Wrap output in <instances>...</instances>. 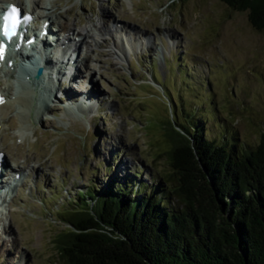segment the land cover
<instances>
[{
	"label": "rangeland",
	"instance_id": "obj_1",
	"mask_svg": "<svg viewBox=\"0 0 264 264\" xmlns=\"http://www.w3.org/2000/svg\"><path fill=\"white\" fill-rule=\"evenodd\" d=\"M37 1L35 30L47 14L52 30L60 23L87 35L54 32L58 43L70 38L76 46L49 56L62 62L44 91L18 83V67L0 73V90L10 88L9 108H0V153L4 169L19 176L0 193V264H63L53 242L66 227L58 212L78 191L127 182L128 193L152 188L175 206L165 123L199 120L208 141L235 151L264 133V31L253 30L245 11L219 0ZM6 2L22 11L31 3ZM66 60L79 68L71 87H64Z\"/></svg>",
	"mask_w": 264,
	"mask_h": 264
},
{
	"label": "trees",
	"instance_id": "obj_2",
	"mask_svg": "<svg viewBox=\"0 0 264 264\" xmlns=\"http://www.w3.org/2000/svg\"><path fill=\"white\" fill-rule=\"evenodd\" d=\"M219 1L264 31V0ZM172 122L162 134L175 206L127 182L78 191L58 212L63 264H264V133L235 151L208 141L199 120Z\"/></svg>",
	"mask_w": 264,
	"mask_h": 264
},
{
	"label": "bare ground",
	"instance_id": "obj_3",
	"mask_svg": "<svg viewBox=\"0 0 264 264\" xmlns=\"http://www.w3.org/2000/svg\"><path fill=\"white\" fill-rule=\"evenodd\" d=\"M2 2H4V0H0V9H1V7H2ZM30 6H29V9H30V11H32V12H34V9L35 8H37L38 7V1L37 0H30ZM38 9V8H37ZM27 13V11H25V14ZM38 15V14H37ZM42 15V14H41ZM37 20H42V22H46V21H48V18H47V14L46 15H42L40 18L37 16V18H36ZM50 26H51V23H50ZM57 27V30L59 31V30H61V31H63V33H65L66 35H69V33L70 32H72L71 33V35L73 36V37H78L79 39H83L84 40V37H86V35H87V32H86V30L85 29H83V28H79V29H76V28H74V29H72V28H70V27H68V26H66V27H64L63 25H61L60 23H58L57 25H56ZM100 27H101V25L100 24H98V30L100 29ZM51 28V27H50ZM51 30H52V28H51ZM57 30L55 31V32H57ZM49 34H51V33H49L48 32V35ZM99 32H98V34L96 35L97 36V38H99ZM114 34H113V36H112V44H113V46H115L116 48H114V49H116V50H118V51H120L121 49H119L120 48V39H119V37L117 36V34H116V36H115V38H114ZM55 40H56V43H58V41H57V36H56V34H55ZM70 38H64L63 39V41L61 42V43H58V45L59 46H61L62 47V49L63 50H61L60 52L62 53L61 55H62V57H65L66 56V53H64L65 52V49H69V50H71V52H73V51H75V44H73V45H75V46H72V43H71V41L69 40ZM69 41H70V43L71 44H69ZM58 46V47H59ZM112 46V47H113ZM20 52V51H19ZM33 52V54H34V56H35V51H32ZM57 53V52H56ZM39 54V57L37 58V62L39 61V60H42L43 62H45L44 64H47V66L48 65H50L52 68L53 67H55L54 65H51V61H50V58H49V55L48 54H45L44 53V47H43V49L42 50H40L38 53H37V55ZM58 54V53H57ZM118 54V53H117ZM19 55L22 57L21 59H23V58H25V56H26V53H19ZM84 57L86 58L87 56H86V54H84ZM77 59V58H76ZM81 59H82V57L80 58V61H81ZM67 60H69V58L67 59ZM67 60H66V63L68 64V62H67ZM116 60H119L118 58H116ZM77 62L79 61V58H78V60H76ZM58 62L61 64V62L62 61H59L58 60ZM76 62V63H77ZM117 62V61H116ZM76 63H75V60H71V62L68 64V67H70V68H72L73 69V73L76 75V72L77 71H79V68H77L76 67ZM35 64V63H34ZM14 65V67L16 68L18 65H16V61H15V63L13 64ZM70 65V66H69ZM31 66H33V65H31ZM1 67H3V71H5V74L7 73V74H9L10 73V71H12L13 69H7L6 67H4V66H1ZM54 69V68H53ZM87 70V69H86ZM57 72H59V69L57 68ZM20 73L22 74V78H24V76H26L27 74L29 75V78H31V75L28 73V71H26L25 69L24 70H22L21 69V71H20ZM89 73V72H88ZM43 75V74H42ZM72 75V74H71ZM47 77V76H46ZM47 80L48 81H50V85H51V80H50V78H47ZM74 80V79H73ZM72 80V81H73ZM45 77H44V75L43 76H41V77H39V79L37 80L36 79V81H33V80H31L30 79V82H28V83H30V85H32L33 86V92L35 93H39V91L37 92V89L40 87L43 91L45 90V85H44V83H45ZM53 81V80H52ZM53 83H54V81H53ZM55 86V85H54ZM53 85L52 86H50L49 87V90H50V88H51V93H56V91H57V88L56 87H53ZM69 87V86H68ZM68 87H66V88H68ZM9 89L10 88H7V90L5 91L4 90V88H3V90H0V97H2L3 98V103H0V108L1 109H3V108H9V107H7L6 105H9V103H7L5 100H6V98H5V95H7V93H8V91H9ZM48 90V92H50ZM67 90V89H66ZM62 95L67 99H69V100H67V101H75L74 99L76 98L75 97V95H74V97H70L69 95L67 96V91H65L64 93H62ZM78 96H80V95H78ZM15 98H16V96H15ZM85 99H88V98H85ZM45 106V105H44ZM44 109H47V107H44ZM2 158V157H1ZM5 162V161H4ZM0 169L1 170H3V174L4 175H7V174H10L9 173V171H10V168L9 167H7L6 169H3L2 167L4 166L3 165V161L1 160V163H0ZM6 171V172H5ZM13 173H15V171H12ZM7 173V174H6ZM12 173V174H13ZM3 174H2V176H3ZM11 175V174H10ZM3 178H5V177H3ZM2 186V180L0 181V187Z\"/></svg>",
	"mask_w": 264,
	"mask_h": 264
},
{
	"label": "snow or ice",
	"instance_id": "obj_4",
	"mask_svg": "<svg viewBox=\"0 0 264 264\" xmlns=\"http://www.w3.org/2000/svg\"><path fill=\"white\" fill-rule=\"evenodd\" d=\"M20 9L16 6H12L10 10L3 16V29L2 35L11 40L13 37L17 35V28L21 24V19L19 16ZM31 17L28 15L23 16V21H30ZM5 46L3 42H0V60L4 58ZM0 103H3V98L0 97Z\"/></svg>",
	"mask_w": 264,
	"mask_h": 264
},
{
	"label": "water",
	"instance_id": "obj_5",
	"mask_svg": "<svg viewBox=\"0 0 264 264\" xmlns=\"http://www.w3.org/2000/svg\"><path fill=\"white\" fill-rule=\"evenodd\" d=\"M40 72H41V69L38 68V70L34 73V78L35 79H37V77L39 76Z\"/></svg>",
	"mask_w": 264,
	"mask_h": 264
}]
</instances>
